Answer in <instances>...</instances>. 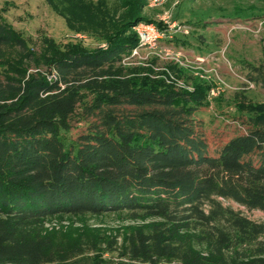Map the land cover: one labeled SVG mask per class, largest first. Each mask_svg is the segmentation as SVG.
I'll return each instance as SVG.
<instances>
[{
    "label": "trees",
    "instance_id": "trees-1",
    "mask_svg": "<svg viewBox=\"0 0 264 264\" xmlns=\"http://www.w3.org/2000/svg\"><path fill=\"white\" fill-rule=\"evenodd\" d=\"M44 1L83 31L94 15L114 18L107 0ZM116 1L129 16L105 48L58 51L45 65L0 17V264H69L87 243L59 242L46 222L123 214L144 225L119 247L106 241L118 261L81 264H264V223L218 201L264 214V114L211 155L199 93L114 78L137 46L127 32L147 21L139 0ZM245 70L264 91V60ZM77 120L86 127L67 140Z\"/></svg>",
    "mask_w": 264,
    "mask_h": 264
},
{
    "label": "rangeland",
    "instance_id": "rangeland-1",
    "mask_svg": "<svg viewBox=\"0 0 264 264\" xmlns=\"http://www.w3.org/2000/svg\"><path fill=\"white\" fill-rule=\"evenodd\" d=\"M139 1L147 19L141 23L153 25L165 37L156 48L139 47L134 25L127 35L136 36L137 46L122 56L114 78L134 79L160 90L199 93L203 107L195 118L201 124L209 153L214 155L230 138L244 134L250 118L264 114V91L248 82L245 70L246 65L257 66L264 60V0H158L155 5L152 0ZM107 4L113 20L90 16L84 24L86 31L80 30L79 19L67 22L44 0H0V17L42 62L43 57L48 59L58 51L105 48V40L119 26L117 21L123 23L129 16L118 1L107 0ZM43 69L49 80L54 77L53 70ZM85 97L84 103L91 102L89 94ZM85 127L83 120H77L63 136L74 139ZM218 201L251 221L264 223L260 211L248 210L231 200ZM143 225L131 222L124 214L66 216L46 222L44 231L64 244L87 243L86 253L69 264L92 263L99 257L115 263L118 256L105 251L106 241L112 239L119 247L134 228ZM91 242L100 247L98 251L90 247Z\"/></svg>",
    "mask_w": 264,
    "mask_h": 264
},
{
    "label": "built area",
    "instance_id": "built-area-1",
    "mask_svg": "<svg viewBox=\"0 0 264 264\" xmlns=\"http://www.w3.org/2000/svg\"><path fill=\"white\" fill-rule=\"evenodd\" d=\"M158 0H152V4H158ZM134 30L137 31L138 34V42L139 47L144 48H156L161 40V38H164V34L161 33L158 29L153 27V25H148L144 23L136 24L134 27ZM178 30L182 33L187 34L188 31L185 28H178ZM176 31V29H175ZM211 94H214V90H210Z\"/></svg>",
    "mask_w": 264,
    "mask_h": 264
}]
</instances>
